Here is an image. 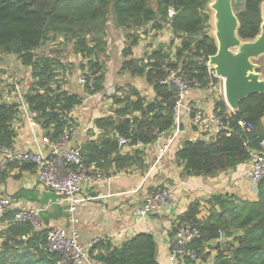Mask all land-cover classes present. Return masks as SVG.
Listing matches in <instances>:
<instances>
[{
	"label": "trees",
	"instance_id": "16d2710c",
	"mask_svg": "<svg viewBox=\"0 0 264 264\" xmlns=\"http://www.w3.org/2000/svg\"><path fill=\"white\" fill-rule=\"evenodd\" d=\"M209 1L155 0L153 7L152 0H0V54L15 57L29 69L31 83L23 93V103L36 114L33 121L44 135L55 141L69 125L76 126L72 113L87 97L105 93V59L112 58L108 55L109 25L110 34L122 32L124 47L119 56L113 54L117 76L141 80L151 89L153 98L148 100L132 85H117L113 94L104 95L111 102L110 114L93 121L98 135L79 147L84 166L106 177L132 168L142 175L147 170L145 154L134 146L153 144L155 131L168 132L174 125L175 93L163 84L165 68L179 70L202 88L209 82L206 62L217 51L210 35ZM263 2L244 0L242 11L236 15L237 35L242 41H252L260 34ZM169 9L174 11L171 17ZM163 30L171 34L168 44L160 42L142 57L133 55L141 33H152L156 38ZM49 44L61 51L45 53ZM63 52L80 59L77 69L85 80L82 91L64 89L67 67L61 60ZM213 106V112L224 117L230 130L212 135L208 141L184 140L174 154L180 178H212L232 171L251 161L253 151L259 150L264 137V93L241 101L230 116L221 97ZM19 107L17 102L0 101V144L13 146L17 134L12 123ZM240 121L251 129L239 126ZM120 138L129 141L131 151L119 147ZM12 168L30 171L33 166H8ZM5 176V171L0 173L1 180ZM256 189V201L229 194L212 195L204 202L208 209L202 217L201 201H193L177 217V224H172L171 235L179 225L190 224L199 230L200 237L191 248L200 259L205 258L204 246L222 236L226 240L223 245L216 244L212 264H264V179ZM13 216L14 212H8L1 223ZM47 232L34 231L28 223L10 222L0 230V264H56V257L44 248ZM157 250L153 235L141 232L117 246L102 240L90 249L89 256L98 264H159Z\"/></svg>",
	"mask_w": 264,
	"mask_h": 264
},
{
	"label": "crops",
	"instance_id": "0c3cea01",
	"mask_svg": "<svg viewBox=\"0 0 264 264\" xmlns=\"http://www.w3.org/2000/svg\"><path fill=\"white\" fill-rule=\"evenodd\" d=\"M112 35L114 37L110 40L111 43L108 42L109 50H111L108 55L112 56L110 61L113 62L111 69L114 72L111 75L114 78L109 85V90L104 87L105 93L99 95L106 99L104 95L109 96L108 91H113L114 93L115 84L118 85L120 82L119 86L132 85L146 96L148 100H151L153 93L144 82L131 80L126 75L117 76L118 69L115 67L116 63L113 59V54L116 52L115 54L119 56L125 40L122 32L117 31ZM140 36L141 40L133 49V55L137 58L142 57L146 51L155 47L157 43L162 42L165 44L171 38V34L167 30H163L156 38L151 33L146 36L143 34ZM123 77L126 81L122 82L120 80ZM30 83L29 74L28 81L25 82L24 87L16 85V90L20 96L28 89ZM64 89H66L65 85ZM16 90L0 92V101L6 103L17 102L18 99L15 98L17 95ZM94 96L87 97L85 99L87 100L86 103L72 113V118L77 128V136L72 142L75 145L80 146L87 139L96 138L99 131L94 127L93 121L110 114V100L106 102L107 104H103L104 108L100 104L98 106L99 110H97V103H94L97 100ZM218 98L220 96L213 90H193L189 106L213 111L214 100ZM29 116L30 112L27 107L20 105L17 119L12 123L17 134L13 147L20 151L45 154L47 153V146L42 142L44 132L33 120L28 121ZM262 124L264 127V118ZM179 128L180 136L175 139L165 159L155 163L151 153H145L147 170L144 174L141 175L138 170L132 168L126 173L109 177L101 185L94 187L83 186L82 196L86 201L76 212L79 221L77 229L82 244L87 246L93 238L100 237L102 240H109L117 246L138 233L146 232L152 234L157 242L158 263L170 264L168 252L174 240V235L170 233L172 224H177V217L182 215L193 201H201L199 217H202L207 214L208 209L204 202L215 194H229L244 200H257V191H254L253 186L245 177V172L250 167L251 161L240 164L234 170L218 174L212 178H180L181 169L174 163V154L184 140L196 134V130L189 126L186 117L182 120ZM123 151L128 152L131 149L127 147ZM153 163L155 165L152 168ZM5 172V178L0 179V199L6 198L10 200L13 211L25 206H45L49 201L54 200V194L38 184L34 168L30 171L20 170L19 168H7ZM156 188H167L173 191L171 205L161 212L152 214L145 220L137 222L136 212L138 208L145 197L150 195ZM69 217L65 206H52L41 215L43 230L55 227L68 228ZM122 229L125 231L124 234L120 233ZM225 240L220 239L205 245L203 250L204 259H199L197 262L177 261V264H212L216 256V244L220 242V245H223L222 243ZM90 263L98 264L92 259H90Z\"/></svg>",
	"mask_w": 264,
	"mask_h": 264
},
{
	"label": "built area",
	"instance_id": "2783aa9c",
	"mask_svg": "<svg viewBox=\"0 0 264 264\" xmlns=\"http://www.w3.org/2000/svg\"><path fill=\"white\" fill-rule=\"evenodd\" d=\"M173 15L174 11L169 9L168 16L171 17ZM151 35L153 34L151 33ZM206 67L209 82L205 88H202L195 80L188 79L179 70L165 68L166 79L163 84L175 93L174 125L168 132L157 133L155 131L156 140L153 144L144 146L141 143H137L134 149L143 150L144 154L151 153L155 163L165 159L175 139L180 136L179 127L185 117L188 120L189 126L196 130V134L189 138L190 141H208L212 135L222 131L229 132V125L224 123L222 115H218L213 111H207L201 107L189 106L193 90L199 89L213 90L225 102L224 80L216 75L214 67L208 65V60ZM78 82L84 87V78H80ZM104 87H106L105 83ZM108 88L109 86L106 87L107 90H109ZM16 93L18 95L16 97L18 99L17 103L24 106L23 95L20 96L17 90ZM111 94H113V91H108V95L110 96ZM234 112L227 106L226 114L228 116L234 114ZM35 117V113H30L28 121H32ZM238 124L241 127L246 126V128L251 129V126L245 122L240 121ZM76 136L77 128L72 125L67 127L58 140L52 141L43 135L42 142L47 146V153L45 154L41 152L20 151L13 146L0 144V173L7 170L11 164L32 165L37 175L38 184L55 196L54 200L49 201L45 206H25L14 211L11 209L12 204L10 200L1 198L0 230L4 229L10 222L28 223L34 231L43 230L42 213L52 206H65L66 212L70 216L69 227L49 229L44 243L45 250L56 257V264H91L89 250L102 241V238L95 237L87 246L82 244L77 229L79 221L76 212L86 201L82 196L83 186L94 187L101 185L109 177H106L99 170L84 166L80 147L72 143ZM128 143L127 139H119V147L123 150L128 147ZM155 163H153L152 168ZM245 177L253 186L254 191H257L256 186L264 179V137L259 144V150L255 151L254 154L252 153L251 165L246 170ZM172 201L173 191L171 189H154L150 195L145 197L138 208L136 212L137 222L143 221L148 216L168 208ZM8 212H14L13 219L1 223V220ZM124 232L122 229L120 233L124 234ZM199 237V230L196 227L190 224L179 225L168 252L170 264H177V261L183 260L197 262L200 258L197 252L191 248V244L199 239ZM22 239L26 240V237H22ZM220 239H222V236H220Z\"/></svg>",
	"mask_w": 264,
	"mask_h": 264
},
{
	"label": "water",
	"instance_id": "95a60500",
	"mask_svg": "<svg viewBox=\"0 0 264 264\" xmlns=\"http://www.w3.org/2000/svg\"><path fill=\"white\" fill-rule=\"evenodd\" d=\"M208 8L213 12L217 48L216 54L208 58V65L224 80L226 105L237 111L241 101L264 93V79L256 73L253 63L264 55V2L260 8V34L252 41H242L237 35L239 22L232 0H212Z\"/></svg>",
	"mask_w": 264,
	"mask_h": 264
},
{
	"label": "rangeland",
	"instance_id": "374dc122",
	"mask_svg": "<svg viewBox=\"0 0 264 264\" xmlns=\"http://www.w3.org/2000/svg\"><path fill=\"white\" fill-rule=\"evenodd\" d=\"M211 1L212 0H210L209 2H211ZM243 5H244V0H232L233 11L236 15L242 11ZM152 6L155 7V0H152ZM210 13H211V20L209 23L210 24V35L212 37H214L213 12L210 11ZM110 28H111V26L109 25V29ZM109 29H108V42H110V40H112L114 37L112 34H110L111 31ZM168 42H169V40L167 42H165V44H168ZM177 43L178 42H176L174 47L176 45H178ZM171 48H173V47H171ZM57 49H58V51H61L60 48L54 47V45L49 44L44 50H45V53H47L50 50H57ZM173 50H174V48L171 51L173 52ZM38 52H41V51H38ZM110 52H111V50H109V45H108V54H110ZM61 60L63 61V63L67 67L66 75H65V77H63V82H65L66 90L69 92H71V91L73 92L75 90L82 91L83 86L80 85V83L78 81L80 80V78H83V76H82L81 72L77 69V66L80 62V59L78 57L69 56V55H67V53L63 52V53H61ZM105 60H106L105 62H106V68H107V72H108V74L106 75V79H105V86L108 87L113 82V78H114V76H112L114 71H113V69H111L113 67V62L110 61L109 57H108V59L106 58ZM253 63L256 66V70L257 69L259 70V72H256V73H258L260 75L261 79H264V55L259 57L256 60H253ZM116 69H117V67H116ZM28 70L29 69H27V68L25 69L24 67H22L20 65V63L15 59V57L0 54V92H3V93L5 91L11 92V91L15 90V85H21L24 87L25 82H27L28 78H29V71ZM120 81L123 82L126 80H124V77H123ZM133 82H135V81H133ZM119 84H120V82L118 83V86H119ZM115 85L117 86V84H115ZM16 97H17V95H16ZM94 97L97 100V101H94V103L95 102L97 103L96 104L97 110H99L98 106L100 104L104 108L103 104L106 102H109L108 98L104 99L103 96H100L99 94L95 95ZM86 101L87 100H84L83 105L86 103Z\"/></svg>",
	"mask_w": 264,
	"mask_h": 264
}]
</instances>
